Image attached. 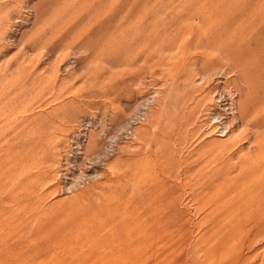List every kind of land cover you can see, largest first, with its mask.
<instances>
[{"label":"rangeland","instance_id":"obj_1","mask_svg":"<svg viewBox=\"0 0 264 264\" xmlns=\"http://www.w3.org/2000/svg\"><path fill=\"white\" fill-rule=\"evenodd\" d=\"M260 153L264 0H0V264H264Z\"/></svg>","mask_w":264,"mask_h":264},{"label":"bare ground","instance_id":"obj_2","mask_svg":"<svg viewBox=\"0 0 264 264\" xmlns=\"http://www.w3.org/2000/svg\"><path fill=\"white\" fill-rule=\"evenodd\" d=\"M223 123H224V122H223ZM223 126H224V124H223ZM222 129H223V128H222ZM223 131H224V129H223ZM94 143H95V142L92 141V142H91V145H89V146H90V147H94V146H95ZM261 154L264 155L263 153H260V156H261ZM262 157H263V156H262ZM261 159H262V158H261ZM68 160H69V159H68ZM262 160H263V159H262ZM66 175H68V174H66ZM146 178H147V177H146ZM143 179H145V178H143ZM144 182H145V181H144ZM143 184H144V183H143ZM185 190H186V189H185ZM136 231H137V230H136ZM136 231H135V232H136ZM137 232H138V231H137ZM138 234H140V233H138Z\"/></svg>","mask_w":264,"mask_h":264}]
</instances>
